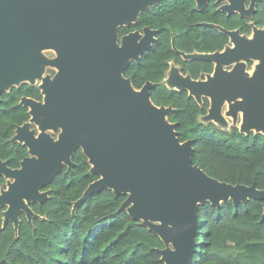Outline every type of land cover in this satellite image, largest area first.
Listing matches in <instances>:
<instances>
[{"label": "water", "instance_id": "95a60500", "mask_svg": "<svg viewBox=\"0 0 264 264\" xmlns=\"http://www.w3.org/2000/svg\"><path fill=\"white\" fill-rule=\"evenodd\" d=\"M160 1L0 0V94L34 83L42 76L44 64L56 68L53 79H43L42 102L20 100L41 132L35 137L27 124L17 127L11 142L22 143L29 157L17 169L0 161V175L12 180L0 190V205L6 206L3 225L11 222L17 232L21 211L28 222L39 218L29 203L48 199L49 191L40 188L63 165L72 168L77 148L99 178L73 203L72 211L102 188L127 194L122 208L131 218L144 221L163 242L165 247L157 250L163 264L191 263L198 205L209 202L219 207L231 200L237 206L250 198L264 200V189L254 184L219 181L193 165L191 141L180 142L176 124L164 120L173 108L151 102L153 83L147 81L136 90L123 76L130 61L138 62L150 48L156 31L145 27L142 34L133 31L119 39L117 29L135 23L141 12ZM194 1L202 10L208 0ZM216 2H224L219 9L228 15L254 12L255 0L248 9L244 0ZM212 26L227 35L232 46L213 54L180 52L183 59L212 62L214 68L203 80L182 76L173 68L169 87L187 90L197 103L207 97L203 122L226 125L222 113L226 101L227 116L237 120L241 115L240 133H264V29L254 28L248 39L238 31ZM48 48H56L58 57L42 56L41 50ZM259 59L249 77L242 61ZM58 129L55 140L45 133Z\"/></svg>", "mask_w": 264, "mask_h": 264}, {"label": "trees", "instance_id": "16d2710c", "mask_svg": "<svg viewBox=\"0 0 264 264\" xmlns=\"http://www.w3.org/2000/svg\"><path fill=\"white\" fill-rule=\"evenodd\" d=\"M214 0L197 11L193 0H161L141 12L135 23L118 27L119 39L148 27L156 30L155 41L138 62L130 61L123 71L134 89L149 81L150 100L157 107H171L167 121L176 124L180 142L192 143V164L208 176L231 184H254L264 189V133H240L238 127L224 130L214 122H203L209 101L201 103L187 90L165 85L169 62L180 66L182 74L203 79L212 72V64L201 60L185 61L174 48L190 53L220 51L227 37L201 23L219 24L231 29L248 19L217 11ZM251 21L264 26V0L256 1ZM231 27V28H229ZM251 63V61L249 62ZM23 96L39 97L38 90L22 83L0 94V160L11 168L27 156L26 148L11 142L17 126L27 119V109L19 104ZM75 166H63L52 181L40 188L49 191L43 203H29L39 216L31 222L19 212L17 232L11 222L3 225L6 206L0 205V261L6 264H163L158 249L165 246L142 220L133 219L122 208L127 194H115L102 188L90 195L73 212V203L87 186L99 178L80 149L72 156ZM5 178L0 175V190ZM264 200L250 198L234 206L229 200L219 207L209 202L198 205L196 249L190 264H264Z\"/></svg>", "mask_w": 264, "mask_h": 264}, {"label": "flooded vegetation", "instance_id": "af4514ba", "mask_svg": "<svg viewBox=\"0 0 264 264\" xmlns=\"http://www.w3.org/2000/svg\"><path fill=\"white\" fill-rule=\"evenodd\" d=\"M194 1V0H193ZM211 0H208L207 1V3H206V5L210 2ZM256 1L257 0H255V3H254V12L250 15V16H242V15H240V14H238L237 12H233V13H231V14H227L226 12H224V11H221L219 8L224 4V2H221V3H217L216 2V0H214V5H216L217 7H216V9H217V11H220V12H223V13H225V15L226 16H231V15H234V14H237V15H239V17H242V18H246V19H248V22L246 23V25H248L249 26V28H250V31L248 32V33H243V31H242V29H243V25H240V26H235V27H233V28H231V27H229V28H231V29H228V28H225V27H223V26H221L222 28H224V29H227V30H229V31H238V34L240 35V36H243V37H246V38H248V39H250V38H252L253 37V34H254V28H257V29H264V26H256L254 23H253V21H251V18H252V16L255 14V12H256ZM250 2H251V0H244V6H245V8L246 9H248V7H249V5H250ZM194 3H195V9L197 10V11H201V10H198L197 9V4H196V2L194 1ZM206 5L204 6V8L206 7ZM203 8V9H204ZM202 9V10H203ZM201 24H203V25H207V26H209V27H212V28H214V29H216V30H218L217 28H215L214 26H212V25H218V26H220L219 24H214V23H207V22H205V23H201ZM152 30H154V29H152ZM142 31H143V29H142ZM142 31H138V32H140L141 34H142ZM156 31V30H155ZM219 31V30H218ZM219 32H221V31H219ZM222 33V32H221ZM156 34V33H155ZM222 34H224V33H222ZM225 35V34H224ZM226 37H227V44L223 47V49L222 50H220V51H213V52H197V51H193V52H190V53H187V52H184V51H182V50H179V49H177V48H173V50L175 51V53H177L178 55H179V57H183L182 56V54H180V52L181 53H184V54H213V53H219V52H222V51H224L226 48H230L231 46H232V42L230 41V38L227 36V35H225ZM154 37H155V35H154ZM173 47V46H172ZM183 59V58H182ZM183 60H185V61H188V60H186V59H183ZM202 61V60H201ZM207 62V61H206ZM250 62V61H249ZM248 62V63H249ZM209 63H211L212 64V71H213V68H214V63H212V62H209ZM169 69H168V71L166 72V75H165V78H166V76H167V74L170 72V69H171V72L169 73V77L171 76V73H172V69L173 68H177L178 69V72H179V74L180 75H182V76H189L190 77V75H188V74H182L181 73V70H180V66H178L177 64H175V62H173V61H170L169 62ZM230 67V66H229ZM224 68H226V67H224ZM253 72L255 71V69H253L252 70ZM55 73H56V69L54 70V71H51L50 73H48V74H45V77H48L50 80L51 79H53V77H54V75H55ZM212 73V72H211ZM211 73H205V74H203V79L205 78V76L206 75H208V74H211ZM45 77H42L41 79H39L37 82H35V83H32L31 85L33 86V87H35L37 90H38V92H39V97H32V96H23V97H27V98H30V99H33V100H35V101H37V102H42L43 101V98H44V94L42 93V88H41V86H42V84H43V79L45 78ZM168 77V78H169ZM165 78H164V80H165ZM167 78V79H168ZM191 78V77H190ZM192 79V78H191ZM203 79H193V80H203ZM147 82V81H146ZM154 84V83H153ZM165 85H166V83H165ZM154 86H155V84H154ZM167 86V85H166ZM168 87V86H167ZM168 88H171V87H168ZM171 89H174V90H177V89H175V88H171ZM22 98V97H21ZM204 98V97H203ZM202 98V99H203ZM21 100V99H20ZM20 100H19V104H20ZM201 102H202V100H201ZM21 105V104H20ZM21 106H23V105H21ZM23 107H25V106H23ZM26 109H27V114H28V111H29V109L27 108V107H25ZM23 124H27L28 125V127H27V129H28V131H30V132H33V135L36 137L40 132H41V130L39 129V126H38V124H36L35 122H33V121H31V117L29 116V114H28V119L23 123ZM22 124V125H23ZM22 125H19V126H22ZM19 126H17V127H19ZM17 127H16V129H17ZM16 129H15V133H14V135H13V137L15 136V135H17V132H16ZM52 132V133H51ZM45 133H47L51 138H53L54 140L57 138V136H58V134L60 133V130L58 129V130H56V131H50V130H46L45 131ZM12 137V138H13ZM11 138V139H12ZM17 142V141H16ZM18 143H20V142H18ZM20 144H22V143H20ZM23 145V144H22ZM24 146V145H23ZM25 147V146H24ZM26 148V147H25ZM77 149H80V148H77ZM76 149V150H77ZM81 150V149H80ZM26 151H27V156H25V157H29V153H28V150H27V148H26ZM76 152V151H75ZM74 152V153H75ZM82 152V151H81ZM83 154V153H82ZM74 155V154H73ZM24 157V158H25ZM87 159V158H86ZM1 161V160H0ZM71 161H72V157H71ZM87 162H88V160H87ZM6 163H7V161H6ZM73 163V162H72ZM20 164V163H19ZM89 164V163H88ZM90 165V164H89ZM8 166V165H7ZM64 166V165H63ZM62 166V167H63ZM75 166V164L73 163V166H72V168ZM9 167V166H8ZM67 167V166H66ZM9 168H11V167H9ZM17 168H19V166L18 167H15V168H11V169H17ZM68 168V167H67ZM71 168V169H72ZM6 184H7V180L5 179V189H6ZM40 191H43V190H40ZM47 191V190H46ZM49 196V195H48Z\"/></svg>", "mask_w": 264, "mask_h": 264}, {"label": "rangeland", "instance_id": "374dc122", "mask_svg": "<svg viewBox=\"0 0 264 264\" xmlns=\"http://www.w3.org/2000/svg\"><path fill=\"white\" fill-rule=\"evenodd\" d=\"M41 54H42V56H44L48 60H51V59H54V58L58 57L56 48L43 49V50H41ZM249 61H251V63H248ZM242 62L245 64V73L248 74L249 77H252L253 76V71L252 70L256 68V66L261 62V60H257V61L256 60H246V61H242ZM43 68H44V70L42 72V76L39 79H41L42 77H45V74H48L51 71H54L56 69L55 67H53V66H51L49 64H44ZM229 68L230 67H226L225 69H229ZM170 72H171V69H170ZM169 73L167 74V76H166V78L164 80V82L166 83V85L168 87H169V81H168L167 78L169 77ZM39 79H36L34 81V83L37 82ZM205 98H207V97L205 96ZM227 111H228V103L225 101V103H224V105L222 107V113L225 116L226 125H221V123H219L217 121H214V123L218 127L222 128L224 130H229L230 127H233V126L239 127L240 123H241V115H240V113L238 115L237 120H234L232 118V116H227L226 115ZM164 120H167V117H165ZM50 131H53V130H50ZM260 132H262V131H260ZM6 180H7V182L8 181H12L11 179H6ZM6 186H7V184H6ZM168 247L171 248L170 245H168Z\"/></svg>", "mask_w": 264, "mask_h": 264}, {"label": "bare ground", "instance_id": "6f19581e", "mask_svg": "<svg viewBox=\"0 0 264 264\" xmlns=\"http://www.w3.org/2000/svg\"><path fill=\"white\" fill-rule=\"evenodd\" d=\"M259 60H260V59H259ZM255 71H256V68H255ZM255 71H254V72H255Z\"/></svg>", "mask_w": 264, "mask_h": 264}]
</instances>
